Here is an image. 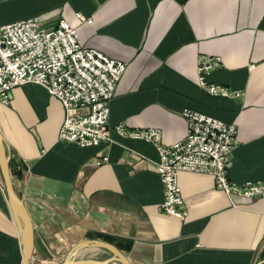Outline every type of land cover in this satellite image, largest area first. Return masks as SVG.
Here are the masks:
<instances>
[{"label":"crops","instance_id":"1","mask_svg":"<svg viewBox=\"0 0 264 264\" xmlns=\"http://www.w3.org/2000/svg\"><path fill=\"white\" fill-rule=\"evenodd\" d=\"M91 19L81 21L77 15ZM37 17L45 30L61 19L83 46L128 67L109 104L108 126L159 128L162 142L181 141L190 110L235 124L239 143L228 177L264 182V0H0V26ZM219 57L210 83L197 85L199 56ZM64 110L28 84L0 104V132L10 150L15 190L34 226L32 264H62L79 242H107L132 264H258L264 259V193L229 198L207 174L181 172L185 221L164 214L150 143L112 133V143L81 148L58 140ZM107 157V161L103 158ZM71 187L65 205L42 197L45 181ZM0 173V264H23L22 240ZM78 259L108 258L85 248Z\"/></svg>","mask_w":264,"mask_h":264},{"label":"built area","instance_id":"2","mask_svg":"<svg viewBox=\"0 0 264 264\" xmlns=\"http://www.w3.org/2000/svg\"><path fill=\"white\" fill-rule=\"evenodd\" d=\"M81 21L91 19L80 14ZM221 66V59L199 56L197 85L206 94L220 98H239L241 90L210 83L206 75ZM127 64L82 45L77 30L61 19L50 30L41 27L37 17L0 26V104L8 105L14 89L33 84L57 99L64 110L58 140L81 148L112 143V133L122 138L150 143L156 149L163 201L161 211L185 221L178 175L181 172L207 174L215 187L233 205L235 197L255 199L264 193V182L243 185L228 177L232 153L237 147V128L216 118L185 110L184 138L171 145L162 142V131L149 127L131 129L124 123L108 125L109 104L115 96ZM107 161V157L103 158Z\"/></svg>","mask_w":264,"mask_h":264},{"label":"water","instance_id":"3","mask_svg":"<svg viewBox=\"0 0 264 264\" xmlns=\"http://www.w3.org/2000/svg\"><path fill=\"white\" fill-rule=\"evenodd\" d=\"M0 173L3 181L4 190L8 201V206L13 215L18 233L22 240L23 264H32V256L35 245L34 226L27 208L22 199L17 194L11 172H10V150L5 139L0 132ZM71 187L65 184H58L51 180L45 181L42 187V197L54 200L65 205L70 197ZM85 248H94L107 251L108 258L99 259H78V253ZM62 264H132L127 256L116 249L113 245L98 241L86 240L77 243L71 250L70 255ZM258 264H264L262 259Z\"/></svg>","mask_w":264,"mask_h":264}]
</instances>
